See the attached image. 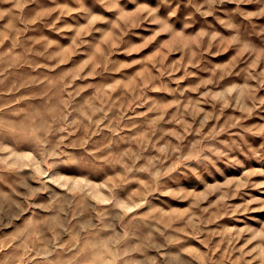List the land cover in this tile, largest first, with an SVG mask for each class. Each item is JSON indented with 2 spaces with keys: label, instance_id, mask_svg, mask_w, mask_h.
I'll return each mask as SVG.
<instances>
[{
  "label": "rangeland",
  "instance_id": "1",
  "mask_svg": "<svg viewBox=\"0 0 264 264\" xmlns=\"http://www.w3.org/2000/svg\"><path fill=\"white\" fill-rule=\"evenodd\" d=\"M0 264H264V0H0Z\"/></svg>",
  "mask_w": 264,
  "mask_h": 264
}]
</instances>
